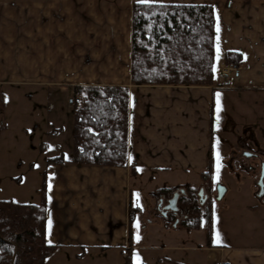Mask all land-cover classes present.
Returning a JSON list of instances; mask_svg holds the SVG:
<instances>
[{
	"label": "crops",
	"instance_id": "crops-1",
	"mask_svg": "<svg viewBox=\"0 0 264 264\" xmlns=\"http://www.w3.org/2000/svg\"><path fill=\"white\" fill-rule=\"evenodd\" d=\"M134 3L213 8L211 85H131ZM227 52L244 59L224 77L223 70L230 67L225 63ZM87 85L129 89L128 168L45 165V243L56 246L54 253L69 262L81 263L101 253L122 264L130 248L129 208L140 207L141 191L136 184L133 193L134 183L154 184V192L167 189L157 182L173 178L171 192L203 189L205 202L208 194L200 185L201 174L210 168L213 176L216 170L221 173V163L227 174L233 168L248 169L241 157L252 158L244 152L260 142L256 130L264 129V0H0V136L6 99L14 102L23 93L46 103L56 94L73 95L75 87ZM59 142L51 157L69 159L72 143L63 147ZM130 168L138 171L136 177H130ZM163 230L171 239L183 234ZM194 232L200 234V250L191 244L175 245L173 250L194 256L202 252L205 264L210 258L216 264H264V241L247 245L226 236L217 243L213 230L212 246L207 247L203 230L189 233ZM145 235L134 232V240Z\"/></svg>",
	"mask_w": 264,
	"mask_h": 264
},
{
	"label": "trees",
	"instance_id": "trees-1",
	"mask_svg": "<svg viewBox=\"0 0 264 264\" xmlns=\"http://www.w3.org/2000/svg\"><path fill=\"white\" fill-rule=\"evenodd\" d=\"M214 10L209 5H160L134 3L130 83L135 86H209L214 60ZM243 56L225 54L226 65L240 67ZM76 97L79 102L75 103ZM72 151L45 158V165L128 168L129 89L126 86H78L72 98ZM44 146L42 145L41 151ZM130 177L138 171L129 169ZM211 168L201 174L204 184L212 179ZM171 189H158L157 197ZM45 173L39 204L0 200V264H44L57 247L45 243ZM192 200L196 190L188 188ZM207 204V205H206ZM194 206L190 217L179 224L183 232L203 230L205 245L212 246L213 216L210 204ZM128 245L123 264H133L132 231L141 209L131 205ZM172 229V227H170ZM169 226L167 227V230Z\"/></svg>",
	"mask_w": 264,
	"mask_h": 264
},
{
	"label": "rangeland",
	"instance_id": "rangeland-1",
	"mask_svg": "<svg viewBox=\"0 0 264 264\" xmlns=\"http://www.w3.org/2000/svg\"><path fill=\"white\" fill-rule=\"evenodd\" d=\"M72 98V94H56L52 96L51 101L40 103V97L29 99L27 95L21 93L14 102L12 99L4 101L6 110L2 115L3 119L5 117V127L0 136V200H11L19 204L40 203L45 158H51L55 146L60 144L59 141L62 142L63 147L64 145L69 147L68 145L72 143L73 117L69 107V100ZM256 132L260 142L256 141L258 147L251 146L248 152L264 156V129H257ZM42 145L43 151L40 150ZM63 156L67 158L69 155ZM262 160V157H241V165L248 169L238 171L233 168L228 170V174L222 170L225 165L218 164L221 173L216 170L210 183L200 184L201 187H207V203H211L210 209L213 216L212 226L216 236L219 234V241L226 236L232 239L238 238L237 241H243L247 245L264 241V209L262 208L264 195L260 196L258 186ZM232 163L237 166L236 161ZM172 182L173 178L168 177L156 184L167 186L169 189ZM136 184L141 191V198L139 197L137 201L141 213L137 216L132 231L136 235L147 233L151 239L147 240L148 235H145L134 240L136 248L130 253L132 263L137 264L139 261V264H205V256L202 252L199 256L198 252H195L194 256L186 250L179 252L173 250L175 245L188 247L189 244L198 249L199 233L183 232L178 229L179 224L171 229L170 224L168 233L175 234L174 231L183 233L171 239L167 238L168 234L163 230V223L155 208L159 198L165 202L170 198L171 192L164 193L159 198L155 197L150 190L155 185L147 186L146 181L142 180L134 183L133 193L136 192ZM218 186L227 189L220 201L216 200ZM170 237L174 238L172 234ZM158 244L162 246L159 248ZM54 252L46 258L44 264L77 263L73 260L69 262L61 253ZM96 255L94 257L90 255L77 264H115L116 262L113 258H107L106 254L97 253ZM121 262L123 264V258ZM209 264H216V259L210 258Z\"/></svg>",
	"mask_w": 264,
	"mask_h": 264
},
{
	"label": "flooded vegetation",
	"instance_id": "flooded-vegetation-1",
	"mask_svg": "<svg viewBox=\"0 0 264 264\" xmlns=\"http://www.w3.org/2000/svg\"><path fill=\"white\" fill-rule=\"evenodd\" d=\"M256 146L258 147V143H256ZM244 154H248L250 157H253V158L262 157L263 160L260 162V164L264 163V156L260 154L257 155V154L249 153L246 151L244 152ZM175 195L177 196L176 204H175L176 209L167 210L166 207L170 205ZM202 195H203V189H198L196 190L195 199L192 200V198L190 197V194L188 193V189H176L175 191L171 192L170 198L167 199L164 203L161 201H158L155 210H157L158 212L159 219L162 221L163 227H168L171 224L173 228L174 226H176V224H180L186 221L190 217L191 211L194 206L201 207L207 203L208 200L204 202L203 201L204 197ZM262 195H264V179H263V194Z\"/></svg>",
	"mask_w": 264,
	"mask_h": 264
},
{
	"label": "water",
	"instance_id": "water-1",
	"mask_svg": "<svg viewBox=\"0 0 264 264\" xmlns=\"http://www.w3.org/2000/svg\"><path fill=\"white\" fill-rule=\"evenodd\" d=\"M72 102V101H70ZM248 155V154H245ZM263 179H264V163L260 164V168H259V179H258V186L260 188L259 194L262 195L263 194ZM226 194V188L223 186H218L217 188V194H216V200L220 201L224 195ZM176 199L177 196L175 195L173 200L171 201L170 205L166 207V209H172L175 210V204H176Z\"/></svg>",
	"mask_w": 264,
	"mask_h": 264
},
{
	"label": "snow or ice",
	"instance_id": "snow-or-ice-1",
	"mask_svg": "<svg viewBox=\"0 0 264 264\" xmlns=\"http://www.w3.org/2000/svg\"><path fill=\"white\" fill-rule=\"evenodd\" d=\"M217 33H219L220 31V26H219V22L217 23V28H216ZM217 59H219V53H220V48H219V37H217ZM215 71V69H214ZM217 111H220V94L217 93ZM129 159L131 160V157H129ZM217 243H219V234H217ZM137 264H139V261H137Z\"/></svg>",
	"mask_w": 264,
	"mask_h": 264
},
{
	"label": "built area",
	"instance_id": "built-area-1",
	"mask_svg": "<svg viewBox=\"0 0 264 264\" xmlns=\"http://www.w3.org/2000/svg\"><path fill=\"white\" fill-rule=\"evenodd\" d=\"M238 68L236 66H230V67H226L222 74L224 77H229L230 73L231 72H235ZM79 102V97H76L75 99V103H78Z\"/></svg>",
	"mask_w": 264,
	"mask_h": 264
}]
</instances>
